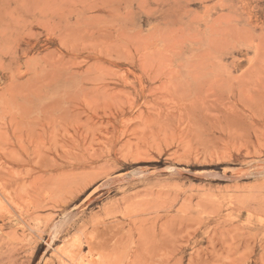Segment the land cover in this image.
Segmentation results:
<instances>
[{
    "label": "rangeland",
    "instance_id": "rangeland-1",
    "mask_svg": "<svg viewBox=\"0 0 264 264\" xmlns=\"http://www.w3.org/2000/svg\"><path fill=\"white\" fill-rule=\"evenodd\" d=\"M0 264H264V0H0Z\"/></svg>",
    "mask_w": 264,
    "mask_h": 264
}]
</instances>
